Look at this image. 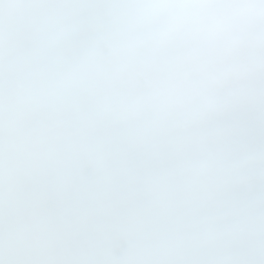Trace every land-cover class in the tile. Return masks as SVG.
<instances>
[{"label":"snow or ice","instance_id":"snow-or-ice-1","mask_svg":"<svg viewBox=\"0 0 264 264\" xmlns=\"http://www.w3.org/2000/svg\"><path fill=\"white\" fill-rule=\"evenodd\" d=\"M0 264H264V0H0Z\"/></svg>","mask_w":264,"mask_h":264}]
</instances>
